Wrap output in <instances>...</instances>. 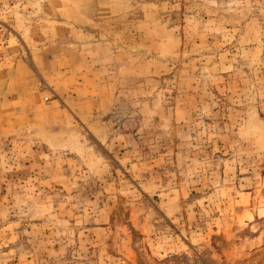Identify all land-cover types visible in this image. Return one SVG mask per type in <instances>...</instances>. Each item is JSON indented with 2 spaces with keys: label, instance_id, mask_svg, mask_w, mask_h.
<instances>
[{
  "label": "rangeland",
  "instance_id": "obj_1",
  "mask_svg": "<svg viewBox=\"0 0 264 264\" xmlns=\"http://www.w3.org/2000/svg\"><path fill=\"white\" fill-rule=\"evenodd\" d=\"M0 264H264V0H0Z\"/></svg>",
  "mask_w": 264,
  "mask_h": 264
}]
</instances>
